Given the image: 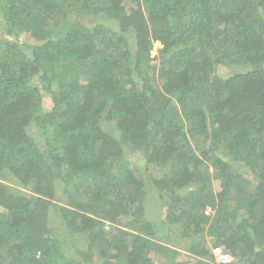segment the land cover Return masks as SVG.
I'll use <instances>...</instances> for the list:
<instances>
[{
    "label": "trees",
    "instance_id": "16d2710c",
    "mask_svg": "<svg viewBox=\"0 0 264 264\" xmlns=\"http://www.w3.org/2000/svg\"><path fill=\"white\" fill-rule=\"evenodd\" d=\"M215 247L264 264V0H0V264Z\"/></svg>",
    "mask_w": 264,
    "mask_h": 264
},
{
    "label": "rangeland",
    "instance_id": "374dc122",
    "mask_svg": "<svg viewBox=\"0 0 264 264\" xmlns=\"http://www.w3.org/2000/svg\"><path fill=\"white\" fill-rule=\"evenodd\" d=\"M162 47H161V44H159V43H156L155 44V47H154V49H153V51H152V55L153 56H156V54H158V52H159V50L161 49ZM228 72H226V71H222V74H224V76L227 74ZM149 85L150 86H152L153 88L154 87H158V89L160 90V89H162V85H161V83H160V81H158V79H157V77H156V75H152V76H150L149 77ZM32 129H34V130H36L34 127H32ZM34 135H35V137L36 138H39V137H41L40 135H41V132H32ZM130 161H131V164L132 165H134L135 164V166H136V172L137 173H140V174H142L144 171H145V166H146V164H145V161L143 160V158L141 157V155H131L130 156ZM134 163V164H133ZM216 189H218L219 188V183L218 182H216ZM156 201H151L150 203H152V204H149V206H148V209H147V212H148V214H147V218L149 219V220H158L157 218H159V210H158V203H155ZM172 237H174L175 239L174 240H177L176 238H179L180 236H181V234H180V232H175V231H172ZM69 248V247H68ZM68 254H72L71 252H68ZM183 261H187L188 263H192V259L193 258H191V256L190 255H188L186 252H182V254H181V257H180ZM194 260H195V258H194Z\"/></svg>",
    "mask_w": 264,
    "mask_h": 264
},
{
    "label": "built area",
    "instance_id": "2783aa9c",
    "mask_svg": "<svg viewBox=\"0 0 264 264\" xmlns=\"http://www.w3.org/2000/svg\"><path fill=\"white\" fill-rule=\"evenodd\" d=\"M209 212L210 209L207 211V213ZM212 254L214 257L213 264H234V258L231 253L222 247L213 248Z\"/></svg>",
    "mask_w": 264,
    "mask_h": 264
}]
</instances>
